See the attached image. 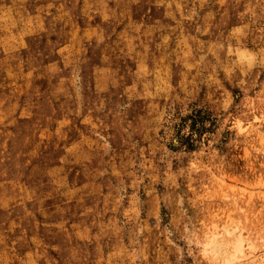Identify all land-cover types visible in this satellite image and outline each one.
Returning <instances> with one entry per match:
<instances>
[{
    "label": "rangeland",
    "instance_id": "obj_1",
    "mask_svg": "<svg viewBox=\"0 0 264 264\" xmlns=\"http://www.w3.org/2000/svg\"><path fill=\"white\" fill-rule=\"evenodd\" d=\"M0 264H264V0H0Z\"/></svg>",
    "mask_w": 264,
    "mask_h": 264
},
{
    "label": "bare ground",
    "instance_id": "obj_2",
    "mask_svg": "<svg viewBox=\"0 0 264 264\" xmlns=\"http://www.w3.org/2000/svg\"><path fill=\"white\" fill-rule=\"evenodd\" d=\"M242 246V242L241 241H238L237 242V248H236V250H239V248Z\"/></svg>",
    "mask_w": 264,
    "mask_h": 264
}]
</instances>
